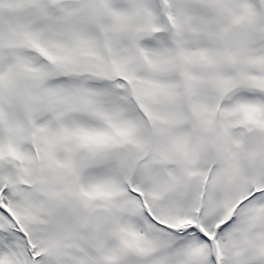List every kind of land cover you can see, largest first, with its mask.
Wrapping results in <instances>:
<instances>
[{
  "label": "snow or ice",
  "instance_id": "6c2138e0",
  "mask_svg": "<svg viewBox=\"0 0 264 264\" xmlns=\"http://www.w3.org/2000/svg\"><path fill=\"white\" fill-rule=\"evenodd\" d=\"M0 264H264V0H0Z\"/></svg>",
  "mask_w": 264,
  "mask_h": 264
}]
</instances>
